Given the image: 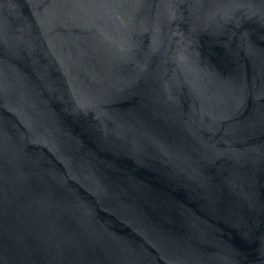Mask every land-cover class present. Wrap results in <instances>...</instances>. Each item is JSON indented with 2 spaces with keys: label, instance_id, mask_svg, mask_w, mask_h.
<instances>
[{
  "label": "water",
  "instance_id": "obj_1",
  "mask_svg": "<svg viewBox=\"0 0 264 264\" xmlns=\"http://www.w3.org/2000/svg\"><path fill=\"white\" fill-rule=\"evenodd\" d=\"M0 264H264V0H0Z\"/></svg>",
  "mask_w": 264,
  "mask_h": 264
}]
</instances>
